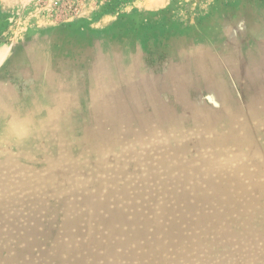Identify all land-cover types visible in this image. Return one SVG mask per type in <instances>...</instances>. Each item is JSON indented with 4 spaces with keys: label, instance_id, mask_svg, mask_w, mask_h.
Returning <instances> with one entry per match:
<instances>
[{
    "label": "rangeland",
    "instance_id": "1",
    "mask_svg": "<svg viewBox=\"0 0 264 264\" xmlns=\"http://www.w3.org/2000/svg\"><path fill=\"white\" fill-rule=\"evenodd\" d=\"M2 238L0 263L264 264V0H0Z\"/></svg>",
    "mask_w": 264,
    "mask_h": 264
},
{
    "label": "trees",
    "instance_id": "2",
    "mask_svg": "<svg viewBox=\"0 0 264 264\" xmlns=\"http://www.w3.org/2000/svg\"><path fill=\"white\" fill-rule=\"evenodd\" d=\"M175 209H177V207L175 206ZM167 211H168V213H167ZM175 210L174 209H170V214H172V213H176V211L174 212ZM165 213H167V214H165L166 216H168V218L170 217V214H169V210H167V209H165ZM195 213V211H188L186 214H188V215H191V214H194ZM188 215L185 217V221H187V223H189V220H187V217H188ZM195 215V214H194ZM117 219V218H116ZM132 222L133 223H136V222H139V220H135V217H133V220H132ZM131 222V223H132ZM116 224L117 223H129L128 221H127V219H125V218H123L122 219V221H121V219L120 220H116V222H115ZM147 223H148V221L147 220H145L144 221V225H147ZM168 223H170L169 224V226L167 227V228H163V229H165V235H166V237L168 236V233H170L168 230H171V225H172V223L173 222H168ZM195 225V223H193L192 224V226H194ZM3 226H7V228L8 229H13V227L15 226V221L13 220V219H10V221H6L5 220V218H4V225ZM130 227V226H129ZM166 229H168V230H166ZM32 231H34V230H30V229H27V237H24L23 239H22V241H24L25 243H28V240L30 239L29 238V234L32 232ZM116 232H114V234H115ZM173 233H176L175 231L173 232ZM181 235V234H180ZM139 236V232L138 233H134V232H129V233H126L125 234V236H123V241H121L122 243V247H123V249L125 250V251H131V244H133L135 241H136V238ZM6 239H10V238H6ZM3 241H4V238H2V241L0 242V243H3ZM2 244H0V246H1ZM32 245H34V243H33V241H30L28 244H27V246H28V249L30 248H32ZM60 249L63 251L64 250V246H60ZM61 250H59V251H61ZM105 253L106 252H108L110 255H115V253H114V250H113V248H112V246H107V247H105ZM5 256V255H4ZM5 258V257H4ZM8 261L5 263L4 261L3 262H1L0 264H2V263H4V264H12V262L10 261V257H8V258H6ZM62 258H61V256L59 257V256H56L55 257V260H54V263L55 264H61L62 263Z\"/></svg>",
    "mask_w": 264,
    "mask_h": 264
},
{
    "label": "water",
    "instance_id": "3",
    "mask_svg": "<svg viewBox=\"0 0 264 264\" xmlns=\"http://www.w3.org/2000/svg\"><path fill=\"white\" fill-rule=\"evenodd\" d=\"M117 219H118V220L121 219V221H122L123 217H121V218L119 217V218H117ZM117 219H115V222H116ZM68 225H69V224H68ZM179 239H182V237L179 236Z\"/></svg>",
    "mask_w": 264,
    "mask_h": 264
},
{
    "label": "crops",
    "instance_id": "4",
    "mask_svg": "<svg viewBox=\"0 0 264 264\" xmlns=\"http://www.w3.org/2000/svg\"><path fill=\"white\" fill-rule=\"evenodd\" d=\"M252 30L255 31V25H254V27L252 28Z\"/></svg>",
    "mask_w": 264,
    "mask_h": 264
}]
</instances>
